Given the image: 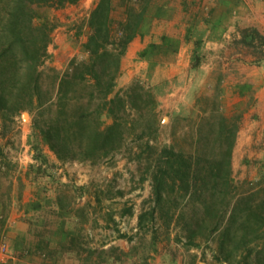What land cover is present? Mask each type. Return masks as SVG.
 I'll return each instance as SVG.
<instances>
[{"label": "rangeland", "instance_id": "obj_1", "mask_svg": "<svg viewBox=\"0 0 264 264\" xmlns=\"http://www.w3.org/2000/svg\"><path fill=\"white\" fill-rule=\"evenodd\" d=\"M96 2L78 0L61 8L38 9L54 25L44 63L49 76L62 74L72 59L87 58L84 48L89 32L87 19ZM153 29L156 33L153 38L157 40L160 35L157 33H165V20H159ZM61 41L71 51H59L55 58V49ZM163 54L165 58L154 60L159 64L154 66L151 79L144 76L147 64L143 62L138 77L133 75L120 85L116 82L111 94L135 81L151 90L156 96V105L145 108L147 118L155 125L151 134L142 138L128 135L114 156L100 162H48L53 179L62 181L57 194L75 203L81 197L93 199L95 221L99 223V215L104 212L109 214L112 229L120 227L119 233L99 231L94 236L97 247L119 239L128 246L127 256L143 261L174 244L176 251L182 250L191 264H243L247 246L240 240L245 231L241 218L248 214L250 198L264 200L263 190H259L264 187V135H236V113L229 116L222 131L218 85L216 82L208 85V81L216 78V73L199 70L191 61L192 67H188L181 55L174 58L171 53ZM187 82L189 92H182L178 102L159 106L173 87ZM102 121L108 124L111 119L103 115ZM30 124L31 116L27 111H22L12 122H4L0 117V210L3 215L12 196L13 182L19 181H15V175L20 177L21 173L25 175L32 170L25 165L30 163L27 155L34 156L38 152L46 161L50 157L45 142L33 132ZM233 132L235 141L228 173L225 154ZM147 141L151 146H147ZM166 146L191 162L190 189L183 187L186 178L181 182L180 174L169 171L162 185V198L155 201L153 175L158 174L157 164L163 160L161 148ZM56 166L60 171L54 169ZM235 201L238 207L232 212ZM140 213L144 217L139 224ZM262 229L264 231V227ZM248 237L255 238L251 246H264L261 238L252 233ZM2 243L5 242L1 238L0 246ZM97 252L99 254L100 250ZM0 255L6 258L1 248Z\"/></svg>", "mask_w": 264, "mask_h": 264}, {"label": "trees", "instance_id": "obj_2", "mask_svg": "<svg viewBox=\"0 0 264 264\" xmlns=\"http://www.w3.org/2000/svg\"><path fill=\"white\" fill-rule=\"evenodd\" d=\"M77 1L0 0V117L4 122H12L22 111H27L31 116V129L58 160L96 163L114 156L128 135L142 138L155 128L145 110L156 105V96L151 90L135 81L111 94L128 43L141 34L143 24L151 15H160L161 5L159 0H97L87 19L89 32L84 42L87 58L70 60L62 74L53 73L51 77L44 63L54 25L38 9L61 8ZM165 43V36H162L160 43H149L139 52V57L147 58L161 51ZM198 47L197 41L191 59L193 66L200 63ZM151 62L155 64L154 59ZM103 115L111 119L108 124L103 123ZM220 116L223 131L229 117L221 112ZM237 127L235 125L234 130ZM232 134L225 154L228 173L235 141V132ZM147 146H151L148 141ZM160 155L163 160L157 164L158 174L153 175L155 201L162 198V185L169 171L180 174L181 182L186 178L183 187L190 189L189 159L169 146L161 148ZM33 158L40 164L46 163L38 152ZM40 167L36 168V173L46 172V166ZM259 190L264 193V187ZM232 204L234 212L238 204L236 201ZM247 212L241 218L245 231L240 240L247 246L241 263L264 264V246H251L255 238L248 237L252 233L261 238L264 245V200L250 198ZM143 217V213L138 215L139 224ZM4 225L5 215L0 210V239Z\"/></svg>", "mask_w": 264, "mask_h": 264}, {"label": "crops", "instance_id": "obj_3", "mask_svg": "<svg viewBox=\"0 0 264 264\" xmlns=\"http://www.w3.org/2000/svg\"><path fill=\"white\" fill-rule=\"evenodd\" d=\"M159 1L160 15H151L141 34L128 43L117 84L140 73L143 62L147 64L144 76L151 79L154 66L159 64L151 61L165 58L163 53H171L174 58L181 55L192 67L190 61L198 41V68L216 73L208 85H218L220 112L227 117L238 115L236 135H264V0ZM159 20H165V33H157L160 35L155 40L153 28ZM163 34L166 43L161 51L140 58L139 52L151 42L158 44ZM68 48L59 42L54 57L59 51L70 52ZM188 85L173 87L159 106L178 102L182 92H189ZM52 153L49 149L50 157L43 164L32 153L27 155L30 163L25 165L32 170L20 177L15 175V181H19L12 185L2 233L8 254L6 258L0 255V264H191L174 244L143 261L127 256L128 246L119 239L97 247L94 236L99 231L119 233L120 227L112 229L109 214L104 212L99 215V223L95 221L93 199L81 197L75 203L57 194L62 181L51 175L48 162H59ZM39 165L42 169L46 166V172L36 173Z\"/></svg>", "mask_w": 264, "mask_h": 264}, {"label": "built area", "instance_id": "obj_4", "mask_svg": "<svg viewBox=\"0 0 264 264\" xmlns=\"http://www.w3.org/2000/svg\"><path fill=\"white\" fill-rule=\"evenodd\" d=\"M0 248H1L2 253L5 254V256H7V254H8L7 245L5 243H2Z\"/></svg>", "mask_w": 264, "mask_h": 264}, {"label": "bare ground", "instance_id": "obj_5", "mask_svg": "<svg viewBox=\"0 0 264 264\" xmlns=\"http://www.w3.org/2000/svg\"><path fill=\"white\" fill-rule=\"evenodd\" d=\"M26 115H27V114H24L25 118L27 117Z\"/></svg>", "mask_w": 264, "mask_h": 264}, {"label": "water", "instance_id": "obj_6", "mask_svg": "<svg viewBox=\"0 0 264 264\" xmlns=\"http://www.w3.org/2000/svg\"><path fill=\"white\" fill-rule=\"evenodd\" d=\"M25 117V116H24Z\"/></svg>", "mask_w": 264, "mask_h": 264}]
</instances>
